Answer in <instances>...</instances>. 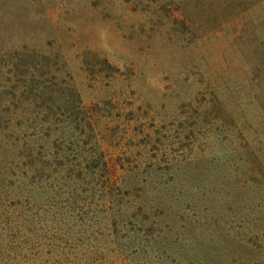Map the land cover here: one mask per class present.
Segmentation results:
<instances>
[{"label": "rangeland", "instance_id": "374dc122", "mask_svg": "<svg viewBox=\"0 0 264 264\" xmlns=\"http://www.w3.org/2000/svg\"><path fill=\"white\" fill-rule=\"evenodd\" d=\"M233 8L231 0H0V115L12 93L13 117L26 114V72L36 63L29 57L61 53L83 104L97 107L111 184H119L121 166L138 161L184 167L179 178L197 187L190 183L178 230L193 255L207 264L211 256L219 264H264L257 206L264 185L256 184L264 183V102L246 54L231 42ZM211 86L223 91L224 110ZM235 131L256 140L249 158L263 174L255 184H244L249 166L224 153ZM225 231L228 241L214 246Z\"/></svg>", "mask_w": 264, "mask_h": 264}, {"label": "trees", "instance_id": "16d2710c", "mask_svg": "<svg viewBox=\"0 0 264 264\" xmlns=\"http://www.w3.org/2000/svg\"><path fill=\"white\" fill-rule=\"evenodd\" d=\"M231 3L239 12L231 42L246 54L243 65L250 66V82L264 102V0ZM29 58L36 63L26 72L31 100L20 112L26 114L13 117L12 93L0 115V264H110L111 256L125 264H207L193 255L188 240L181 243L182 206L190 183L197 187L192 178H179L184 167L138 161L121 166L119 184H111L97 107L83 104L66 57L55 52ZM99 61L118 73L105 59ZM214 87L211 100L224 110L223 91ZM252 137L235 131L224 151L229 162L249 166L244 184H255L263 174L249 158ZM168 174L176 180L169 183ZM257 206L264 220V200ZM220 234L216 247L230 235ZM209 261L219 264L212 256Z\"/></svg>", "mask_w": 264, "mask_h": 264}]
</instances>
